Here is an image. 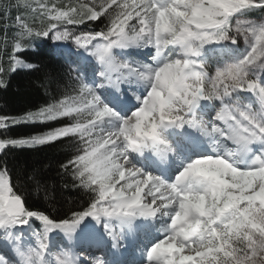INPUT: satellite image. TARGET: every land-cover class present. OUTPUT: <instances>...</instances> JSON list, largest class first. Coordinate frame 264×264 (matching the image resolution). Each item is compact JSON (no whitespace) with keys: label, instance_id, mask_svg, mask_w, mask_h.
Segmentation results:
<instances>
[{"label":"snow or ice","instance_id":"obj_1","mask_svg":"<svg viewBox=\"0 0 264 264\" xmlns=\"http://www.w3.org/2000/svg\"><path fill=\"white\" fill-rule=\"evenodd\" d=\"M252 8H264V0H248L247 7L232 11L222 9L219 0H91V4L68 6L66 10L40 4L32 11L48 17L49 23L38 30L16 16L14 24L20 29L17 36L21 40L50 33L54 40L72 39L80 47L102 40V44L95 45L93 55L105 65L106 72L129 69L130 74L148 80L150 90L142 106L110 131H105L102 124L121 118L80 80L72 89L74 94H65L21 117L42 122L68 117L73 122L44 136L0 140V151L8 145L33 146L78 135L81 149L61 167L71 168L74 180L97 194L93 203L84 211L74 212L71 220L54 221L44 213L28 210L13 190L7 169H0V227L25 225L35 217L43 222L46 237L52 229L74 231L87 216L152 217L162 209H173L170 231L150 248L149 264H264V151L243 169L222 156L195 159L172 183L142 172L131 165L129 158V152L146 148L158 155L170 152L171 147L161 137V130L170 126L199 127L207 135L231 141L242 152L254 142L264 144V86L253 71L264 70V26L253 28L238 23L229 27L233 14ZM102 16L109 20L107 30L80 34L60 30L61 25H81ZM237 37L252 41L249 52L239 62L217 69L214 75L210 76L205 65L194 59L205 44L226 40L235 44ZM141 40L155 46L157 67L131 69L110 54L113 47ZM170 46L178 47L180 54L167 56ZM20 48L17 42L15 49ZM13 60L16 66L22 63L15 57ZM109 83L119 88V82L111 77ZM237 92H251L257 98L258 111L251 106L241 107L238 102L222 104L214 117L221 123L213 124L210 132L196 120L195 108L201 100L223 101ZM15 122L0 117V128ZM39 248L27 255L19 254L31 264L32 256L37 261L42 257L46 249L43 241ZM0 264H6L2 256ZM59 264H71L70 257L66 254Z\"/></svg>","mask_w":264,"mask_h":264},{"label":"rangeland","instance_id":"obj_2","mask_svg":"<svg viewBox=\"0 0 264 264\" xmlns=\"http://www.w3.org/2000/svg\"><path fill=\"white\" fill-rule=\"evenodd\" d=\"M83 1L91 4V0ZM242 22L245 27L259 28L264 25V18L256 21L237 19L233 28L237 26L238 23ZM133 23H135V21H133ZM60 30H68L76 34L81 33L74 29H64L62 27H60ZM52 35V33L48 35V40L52 43L58 54L75 65V75L77 80L82 81L85 85L93 89L95 94L100 98L101 103L104 106L110 107L121 118V120H106L101 126L105 131L114 130V128L120 124L122 119L130 117L133 112L142 106V99L150 90V82L141 79L137 74H130L129 69H121L119 72L111 74L107 73L105 65L99 61L97 56L93 55L95 45L102 44V40L93 41L88 47H80L72 39L54 40ZM251 43V40L246 42L243 37H237V42L235 44H233L231 40H226L224 43L218 44L215 49H219L220 51L219 53L215 51V54L219 60L213 62L214 67L211 70L206 68L208 74L210 76L214 75L217 69L223 68L227 64L236 63L242 60L249 52ZM180 52L181 50L175 46H170L166 49L167 56L175 57L180 54ZM110 54L115 61L121 64L126 63L131 69L142 70L143 65H150L152 67L158 66L155 46L146 44L144 40L138 41L136 44H130L126 47H113L110 50ZM163 58L164 57H161L160 59ZM194 59H196L197 62H202L204 65L207 64L206 60H201L198 57H195ZM253 71L258 74L259 83L264 86V70L254 69ZM101 73L104 74L101 75ZM109 77H111L112 80H117L119 82L118 89L114 86L116 88V93L118 94V98L116 99H119L121 103L129 104L130 106L128 108L121 105H111V99H109L108 96L113 93V90L109 89L107 86L110 84ZM110 92L112 93L110 94ZM237 102L241 107L251 106L254 111H258L259 109L257 98L251 92H237L224 98L223 101H200L195 108V118L210 132L213 124L221 123L215 121L214 117L222 104L231 105ZM204 104H206V106ZM206 107H208V109ZM173 128L175 129V133L170 132L168 134L167 128L161 130L162 139L172 149L170 152L158 155L152 149L146 148L142 150V152L150 156V158L160 156V159H157L158 161L161 162V159L166 160L165 163L169 166L171 165V168L169 169L170 171L167 172V170L163 169L162 164L159 162L153 166H151V162L147 163L145 161L144 163H141V157L129 152L131 165L141 169L144 173H151L152 175L161 178L166 183L174 182L175 177L187 166V164L195 159L206 156H222L238 168H247L245 167L246 163L242 161L241 156L233 151L232 148H234V144L229 143L230 141L224 137H220L216 134L207 135L199 127L191 128L184 125L183 127H177V129L176 126ZM195 143L198 144L197 146H200L198 150L201 152V156H187L188 152L186 151L193 148V144ZM250 149L248 158L252 162V159L256 155L264 151V144L254 142L250 145ZM173 152V157H169L170 162H167L166 158L169 155H167V153ZM135 161L137 163H135ZM247 166L249 167V164ZM172 213L173 209H162L160 212L156 213L155 216L148 218L146 226L135 224L133 221L127 220L128 218H123L126 221L125 225H129L128 228L132 232L131 235H128V233L120 235L122 233L121 231L125 230L123 227L125 225H122L119 222L112 223L113 219H118L117 217L105 216L94 218L95 221L89 223L85 221H87L90 216L85 217L80 223L84 222L85 224L83 223V227H88L89 232L84 231V233H80L82 230L65 232L63 229H52L51 231H48L46 237L44 235L41 236L39 233L35 234L28 224H25L24 229L20 228L21 225L3 226L0 227V236L4 235L3 232H9L8 234H5V237H0V256L4 258L6 264H26L25 257L21 256L19 253L27 255L33 250L40 251L39 243L40 241H43L46 245V249L44 250L42 257L37 261V258L32 256L31 264H59V261L64 259L66 254L70 257L72 264H85V261L88 262L87 264H126L127 259H129V262L133 260L138 261L143 257L148 259L150 248L163 239L170 231ZM92 223L94 224L92 225V228H90ZM16 231H21L20 236ZM89 241H92L90 248H86V246L84 248V245ZM129 241L134 242V245H136L132 246L131 251L128 252L125 250V244ZM115 243L118 246H115ZM80 247L85 250L87 249L88 254L85 252L83 255L81 254V256L77 255V251L81 252L79 250ZM115 248H117L120 254H123V251L127 252L124 257L126 259H124L125 262L121 263L119 259L120 255L118 253L115 255ZM93 250L96 252L90 253ZM100 252L102 255H100ZM140 263H143V261H140Z\"/></svg>","mask_w":264,"mask_h":264},{"label":"trees","instance_id":"obj_3","mask_svg":"<svg viewBox=\"0 0 264 264\" xmlns=\"http://www.w3.org/2000/svg\"><path fill=\"white\" fill-rule=\"evenodd\" d=\"M82 3L86 2L0 0V69H3L0 71V117L17 121L0 128V140L44 136L53 129L73 122L68 117L43 122L20 119L29 112H37L42 106L47 107L65 94H74L72 89L78 87L79 81L75 75V65L58 54L48 36L25 37L21 40L17 36L20 29L15 26L14 21L16 16L20 15L29 27L38 30L49 23L48 17L34 15L32 11L40 4L66 10L68 6L79 8ZM263 18L264 8L243 9L229 18V27L233 28L237 19L256 21ZM108 24L107 16H102L97 21L60 27L81 33H95L101 29L107 30ZM17 42L21 44L19 50L15 49ZM222 43L224 41L212 42L202 47L198 58L207 61L205 66L208 70L214 67L215 60H219L215 51L219 53L220 50L215 47ZM13 57L21 60V65L16 66ZM81 118L83 117H77ZM81 147L82 142L78 135L33 146L8 145L0 151V169H7L13 190L22 197L28 210L44 213L54 221L71 220L72 214L86 210L97 194L92 189L81 186L78 180H74L71 168L65 170L61 167L74 157ZM27 224L35 234L44 235L43 222L37 218L32 217ZM8 232H3L4 235L0 237H5ZM17 234L20 236L21 231Z\"/></svg>","mask_w":264,"mask_h":264},{"label":"bare ground","instance_id":"obj_4","mask_svg":"<svg viewBox=\"0 0 264 264\" xmlns=\"http://www.w3.org/2000/svg\"><path fill=\"white\" fill-rule=\"evenodd\" d=\"M130 45V44H129ZM136 46V45H135ZM148 50H149V48H148ZM93 71V70H92ZM108 86V88L109 89H112L113 91V93L112 92H110V96H108L109 97V99H111V105L113 104V105H115V106H119V105H121V106H126L125 108H128L130 105L129 104H126V103H121L120 102V100L118 99H116V98H118L117 97V93H116V88L112 85V84H108L107 85ZM125 92V91H124ZM108 102V101H107ZM110 104V103H109ZM205 106H206V104H204ZM124 108V109H125ZM207 109H208V107H206ZM130 110V109H129ZM113 120V119H112ZM111 120V121H112ZM121 123V122H120ZM115 125H117V124H115ZM168 129H170V127L168 128ZM174 129V128H173ZM176 129H177V127H176ZM175 130V129H174ZM178 131V130H177ZM176 131V132H177ZM167 133L169 134V131L167 130ZM174 133H175V131H174ZM232 143V142H231ZM192 145V144H191ZM198 144L197 143H195V144H193V148H191V149H189V151H186V152H188L187 153V156H191V157H198V156H201V152L198 150V148L200 147V146H197ZM202 145V144H201ZM250 146H249V150L248 151H243L242 153L241 152H239L238 153V155H240V156H242L243 158H242V161L244 162V163H246L245 164V167H248L247 165L249 164V166L251 165V161L249 160V156H248V154H249V152H250ZM144 152H131V154H135L136 156H139V157H141L142 159H141V163H144L145 161L147 162V163H149V162H151L150 164H151V166H153L154 164H158V162L159 163H161L162 164V168L163 169H165V170H167V172L168 171H170L169 169L171 168L169 165H167L165 162H166V160H162L161 159V162L160 161H158L157 159L160 157V156H156V157H153V158H150V156H148V155H146L145 153V155L143 154ZM169 154V155H168ZM173 154H174V152L173 153H167V162H170V158H172L173 157ZM176 154V153H175ZM170 157V158H169ZM160 159V158H159ZM172 160V159H171ZM135 163H137L136 161H135ZM178 165H179V163H178ZM102 218V217H101ZM148 218L149 217H140V216H137V217H134V218H128L127 220H130V221H133L135 224H142L141 226H146V224H147V221H148ZM117 220V221H116ZM116 220H112V223L113 222H119V223H121L122 225H125L126 224V221L124 220V219H122V218H118V219H116ZM94 222L95 221V219L94 218H92V216H90V217H88V219H87V221H85V222H87V223H89V222ZM82 222V221H81ZM84 223V222H83ZM83 223H80V224H78L77 226H76V228H75V230H82L80 233H84V231H86V232H89V229H88V227L86 228H84L83 226H84V224ZM132 223V222H131ZM94 223H92L91 224V226H90V228H92V225H93ZM156 226V225H155ZM124 227V229L125 230H123V231H121L122 233L120 234V235H123V234H127L128 233V235L130 234H132V232L129 230V225L127 224V225H125V226H123ZM152 229V228H151ZM148 230V229H147ZM119 232V231H118ZM130 237V236H129ZM137 242H138V240H137ZM91 244H92V241H89L88 243H86L85 245H84V248H85V246H86V248H90V246H91ZM114 244V243H113ZM127 247H132V246H135L134 245V242H131V241H129V242H126V244H125ZM81 246V245H80ZM113 246V245H112ZM115 246H118V245H116V243H115ZM115 246H113V247H115ZM97 247V246H96ZM84 248H82V247H80L79 248V250L81 251V252H78L77 251V255H79V256H81V254L83 255L85 252H87V249L85 250ZM104 249V248H103ZM132 249V248H131ZM116 252H115V255H116V253H118L120 256H119V259H120V261H121V263L122 262H125L124 261V257H125V255H126V253L127 252H124L123 251V254H120L119 252H118V250H117V248H115L114 249ZM100 251V250H99ZM98 251V252H99ZM96 251H92V252H90V253H95ZM86 254H88V252L86 253ZM106 256V255H105ZM104 258V257H103ZM102 258V259H103ZM130 258V257H129ZM126 260V259H125ZM145 260V261H144ZM127 261V263L126 264H146V263H149V261H148V259L146 258H142V259H140V260H138V261H136V260H133V261H131V262H129V259H127L126 260ZM140 261H143V263H140ZM146 262V263H145ZM88 262L87 261H85V264H87ZM120 263V262H119ZM71 264H72V262H71ZM96 264V263H95ZM123 264H125V263H123Z\"/></svg>","mask_w":264,"mask_h":264},{"label":"clouds","instance_id":"obj_5","mask_svg":"<svg viewBox=\"0 0 264 264\" xmlns=\"http://www.w3.org/2000/svg\"><path fill=\"white\" fill-rule=\"evenodd\" d=\"M220 7L222 9H225L227 11H232L235 9H242L247 7L248 5V0H219ZM219 11V9H218ZM243 23V22H242ZM264 26V25H262ZM137 42H133L132 44H136ZM128 45H125V47ZM229 205L226 202L225 203V208H227ZM173 222H175V217L173 218ZM262 237H264V233H262Z\"/></svg>","mask_w":264,"mask_h":264},{"label":"water","instance_id":"obj_6","mask_svg":"<svg viewBox=\"0 0 264 264\" xmlns=\"http://www.w3.org/2000/svg\"><path fill=\"white\" fill-rule=\"evenodd\" d=\"M201 101H203V100H201ZM24 227H25V225H21V226H20L21 229H24Z\"/></svg>","mask_w":264,"mask_h":264}]
</instances>
